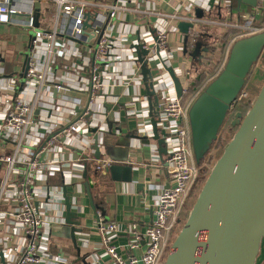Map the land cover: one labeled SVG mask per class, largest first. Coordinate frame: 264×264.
<instances>
[{
  "label": "built area",
  "instance_id": "built-area-1",
  "mask_svg": "<svg viewBox=\"0 0 264 264\" xmlns=\"http://www.w3.org/2000/svg\"><path fill=\"white\" fill-rule=\"evenodd\" d=\"M234 1L216 0L215 2V8L219 10L214 9V12H225L228 19L223 25L234 33L229 36L223 63L186 104L183 102L186 89H183V95L179 98L175 82L168 70L173 68L175 76L179 79L180 76H190V72H176L173 67V57L168 49L169 38L166 26L159 25L148 33L139 34L140 44L145 50L150 51L147 57L149 68L156 74L154 85L159 98L157 127L160 134L164 132L161 138L164 139V147L167 151L162 163L149 166L163 170L166 183L160 186L151 183V187H158L159 193L155 197L154 218L145 229L138 224H129L124 227L121 224L105 222L101 214L97 213L98 228L102 235L101 247L105 249V255L109 256L111 264H165L176 231L182 224L183 212L198 184L201 173V167L196 162L193 150L189 110L207 85L224 68L233 44L239 39L264 32V23H258L257 19V14L264 10V0H259L257 8L238 12L232 9ZM55 2L59 14L63 15V26L60 30L56 27L53 31H44L35 27V0L30 1L27 19L24 21L25 26L34 31V37L27 80L22 91L25 87L36 83L34 100L31 102L14 97L15 88L20 86L15 79L10 81L14 92L0 97L4 107L0 117V146H2L1 142L6 143L13 150L12 153H6L0 149V168H5L2 179L0 178L1 264H69V261L49 252L48 239L45 238L51 223L65 224L63 213L60 216H52L47 207L51 203L64 206L63 188L40 185L39 182L46 181L57 172L65 176L68 174L70 164L63 162L58 156L59 143L62 141L66 146H72L71 140L74 134L86 133V119L92 112V105L105 97L109 83L122 82L121 76L107 72V68L112 65L110 48L113 41L107 33V26L109 21L116 17L119 9L117 6H112V12L103 16L98 14V24L92 26L98 34L93 56V75L91 80L79 87L81 92L88 94V99L68 98L73 108H77L78 112H75L79 117L71 123L55 124L41 138L30 133L34 124V112L43 93L52 92V90L68 93L72 87L65 82L48 77L47 71L64 52L59 38L63 36L74 42L88 41L87 31L84 32L83 28L86 14L90 12L88 5L73 0H55ZM22 13L19 1L0 0V23L10 22ZM193 30L191 36L198 39L200 31ZM39 50H44L46 54V63L43 66L35 61ZM130 50L133 61L137 64L136 51ZM86 67L87 63L83 65L72 63L69 69L81 72ZM142 80L143 76L140 74L134 80V84L136 81L135 85H143ZM246 97L247 93L242 91L238 100ZM139 100L140 97L137 96L133 104ZM85 104L87 107L82 110ZM147 104L143 111L130 109L128 113L140 119L138 135L152 141L154 134L149 118V104ZM102 142L103 139L99 140L103 156L96 161L95 168L98 173L107 174L114 161L105 155ZM155 150L159 153L157 148ZM21 177L23 180L16 183ZM4 203L10 205L8 210H1ZM121 235L127 237V242L123 245H115L114 240Z\"/></svg>",
  "mask_w": 264,
  "mask_h": 264
},
{
  "label": "crops",
  "instance_id": "crops-1",
  "mask_svg": "<svg viewBox=\"0 0 264 264\" xmlns=\"http://www.w3.org/2000/svg\"><path fill=\"white\" fill-rule=\"evenodd\" d=\"M17 1H19L23 13L10 22L0 23V97L14 92L10 81L15 79L20 86L15 88L14 97L32 102L36 83L25 87L22 91L24 87L21 86V80L23 79L22 69L26 61V54L29 53L32 56V33L34 31L27 28L24 21L27 19L29 3L33 0ZM73 1L87 4L89 11H92L91 28L87 29L86 34L88 41L86 43L74 42L63 36L59 38L61 49L64 52L47 71L48 77L55 81L65 82L72 87L68 93L55 90L43 93L34 112V124L30 133L41 138L55 124L59 122L71 123L79 117L75 112L77 108H73L68 98L88 99V94L81 92L79 87L84 82L91 80L93 75V56L98 34L92 29V26L98 24V14L100 16L109 15L112 12V6H117L119 9L116 17L110 20L107 26V33L113 40L110 48L112 65L107 68V72L121 76L122 82L118 81L117 84H113V81L109 83L105 97L92 105L94 115L92 117L87 116L86 133L74 134L71 140L72 146H66L62 141L59 143L58 156L63 162L70 164L68 174L65 176L63 173L57 172L46 181L39 182L40 185L62 187L63 192L64 188L67 189L72 211L78 214L74 221L78 222L80 224L78 227L82 229L81 233L77 234L79 250H76L71 244L69 233L66 232L67 228L63 226L64 224L51 223L45 238L48 239L49 252L63 259L68 258L69 264H111L109 256L105 255V249L101 247L102 235L98 228L97 213L101 214L105 222L121 224L124 227L129 224H138L139 227L145 229L154 218L155 197L159 193L158 187L153 188L151 185L160 186L166 183L163 170L149 166L154 163H162L166 155L161 156L156 152L155 149L158 150L157 142L138 135L137 129L140 119L128 113L130 109L143 111L148 103L143 80V85H135L136 81L134 84V80L141 74V68L139 64H135L133 61L131 46L137 42L139 34L148 33L159 25H165L169 38L168 49L173 57V67L176 72H190V76H180L179 79L182 88L187 91L194 77L203 74L209 78L210 73L215 69L216 61H224L230 38H224V34L229 30L225 28L223 23L228 18L224 11L222 13L210 11V0ZM36 2L41 3L38 27L44 31H53L56 27L60 30L63 26V15L59 14L55 0H35ZM241 8L243 11L251 10L244 5ZM197 9L204 10V16L199 21L196 17ZM232 9L235 12L242 11L239 9L237 0L233 2ZM257 19L259 20L258 23H264V10L257 14ZM180 21L193 22L194 29L200 31L199 37H210L209 39L203 37L205 42L218 48H223L224 45V51L218 49L215 54L216 59L212 62V66H201L184 54V35L178 28ZM192 49L193 46L189 51ZM35 61L40 66L46 63L44 50L38 51ZM72 63L77 65L87 63V67L81 72L71 71L69 66ZM153 74H155L154 71ZM137 96L140 97V100L133 104L134 98ZM83 107L82 110L87 107V104ZM3 109L0 98V117L3 114ZM96 137L99 140L103 139L104 143L109 141L110 145L120 146L117 151L125 158L119 160H125L124 166L130 167L132 170L130 181L123 180L124 171H120L115 179L110 172L96 174V162H93L96 154L95 149H93ZM1 144V150L6 153L13 152L8 144L2 142ZM84 155L88 156L87 176L88 182L91 184V195L97 207L95 211L92 209L90 197L84 185L83 175L86 169L84 170L85 167L83 168V166L87 162ZM4 169V167L0 168L1 179ZM22 180L23 177L18 178L16 183ZM9 207L8 203H4L1 210H8ZM47 207L52 216H60L63 213L65 218L64 206L51 203ZM54 230H56L55 233ZM0 231H2L1 225ZM57 232L60 236L56 234ZM68 242L71 246L66 249L65 245ZM126 242L127 237L121 235L113 243L123 245ZM256 264H264V239Z\"/></svg>",
  "mask_w": 264,
  "mask_h": 264
},
{
  "label": "water",
  "instance_id": "water-1",
  "mask_svg": "<svg viewBox=\"0 0 264 264\" xmlns=\"http://www.w3.org/2000/svg\"><path fill=\"white\" fill-rule=\"evenodd\" d=\"M239 9L244 5L250 9L257 8L259 0H237ZM216 0H210V11H217ZM41 3H35V27L38 28V19ZM92 11L87 12L83 28L84 32L91 28ZM204 10L197 9V19H202ZM180 32L184 35L185 51L193 62L208 51L209 44L205 42L208 36H201L191 51L186 48L189 42L194 23L180 21ZM34 37V33H32ZM210 37H208L209 39ZM135 49L137 64L140 65L141 75L149 104V118L153 128V140L157 142L158 152L166 155L164 132L157 127L159 115V98L155 91L154 77L149 68L147 57L149 50H145L138 37ZM264 55V32L245 37L236 41L230 49L228 59L221 72L207 85L197 97L189 110V119L192 132L193 150L198 165L207 156L215 141L219 138V131L227 115L236 104L242 93L246 81L253 67ZM210 56L209 58H212ZM29 53L22 69L21 86L27 80L29 69ZM175 82L178 97L183 95V88L179 78L175 76L173 68L168 70ZM94 115L90 112V117ZM233 127H239L233 138L224 148L223 154L215 163L199 196L193 205L183 229L174 241L165 264H256L264 239V82L251 109L245 117L242 113L236 115L232 122ZM102 146L105 155L114 164L108 169L112 177L124 171L123 180L130 181L132 170L124 166L125 160H114L107 153L104 140ZM95 149L94 163L102 158L99 139L93 146ZM81 153V152H80ZM86 171L83 178L87 188L92 209L97 207L91 195V184L88 182V156ZM90 166V165H89ZM96 174L98 172L96 171ZM97 176V175H96ZM64 206L66 211L64 226L69 229V239L76 250L77 234L82 229L74 221L78 214L72 211V204L64 188Z\"/></svg>",
  "mask_w": 264,
  "mask_h": 264
},
{
  "label": "trees",
  "instance_id": "trees-1",
  "mask_svg": "<svg viewBox=\"0 0 264 264\" xmlns=\"http://www.w3.org/2000/svg\"><path fill=\"white\" fill-rule=\"evenodd\" d=\"M231 33H234L233 31H229L226 34H224V38H228L230 36ZM200 36V35H199ZM198 39H196L195 37L190 36L189 42L186 45V48L190 49L191 46L195 47L196 46V42ZM209 44V43H208ZM211 46V44H209ZM216 47V53L218 52V49H221L222 51H224L225 47L223 48H218ZM215 53V54H216ZM216 59V58H215ZM223 60H219L218 64H216L215 69L210 73V76L213 75L216 70L219 68L220 64L222 63ZM214 62V61H212ZM212 62L210 63V65L212 64ZM260 62V61H259ZM261 62H263L262 64H264V55L262 56V60ZM209 65V67H210ZM259 64L255 65L253 67V69L251 70L249 77L246 81L245 87L243 89V92H247L249 95L247 98H242L241 100H238L236 102V104L233 106V108L231 109L230 113L227 115V118L223 124V126L221 127L220 131H219V138L217 141L214 142L211 150L209 151V153L207 154V156L204 158V160H202L200 167H202L206 162L210 161L213 156L218 160L221 155L223 154L224 148H225V140H224V133L227 130H238V126L237 127H233L232 126V122L235 120L236 115L238 113H242L243 117L246 116V114L248 113V111L251 109L252 105H253V97L254 96H258L261 87H259L258 85H256L257 82L256 80L253 81V71L255 72V70L257 69V66ZM212 66V65H211ZM208 77L204 76L203 74L198 75L197 77H194L191 80L190 86L187 90V93L183 96V102L186 104L188 101H190V99L193 98V96L196 94V92L202 88V86L205 84V82L207 81ZM263 85V84H262ZM257 98V97H256Z\"/></svg>",
  "mask_w": 264,
  "mask_h": 264
},
{
  "label": "rangeland",
  "instance_id": "rangeland-1",
  "mask_svg": "<svg viewBox=\"0 0 264 264\" xmlns=\"http://www.w3.org/2000/svg\"><path fill=\"white\" fill-rule=\"evenodd\" d=\"M220 13V12H219ZM223 47H224V45H223ZM261 60H262V57L259 59V61H258V63L257 64H259L258 66H257V69L255 70V72L253 71V81H257V82H259V83H256V85H258L259 87H262V84H263V82H264V64H262L263 62H261ZM218 62H219V60L218 61H216V64H218ZM223 63V62H222ZM256 64V65H257ZM216 66V65H215ZM247 93V92H246ZM248 93H247V97H248ZM246 97V98H247ZM256 97L257 96H254L253 97V103H254V101L256 100ZM109 123H110V125L112 126V123L109 121ZM235 132H236V130H234V129H232V130H227L225 133H224V140H225V147L228 145V143L231 141V139L233 138V136H234V134H235ZM122 140V139H121ZM109 142V141H108ZM108 142H106L105 143V146H106V148H107V153H108V155L111 157V158H113L114 160H117V161H120L119 159H124L125 157L124 156H121L119 153H118V151H117V148H120V146H114V145H110V143H108ZM122 143V142H121ZM217 162V159L213 156V158L210 160V161H208V162H206L202 167H201V173H200V177H199V181H198V184H197V186H196V188H195V190H194V192H193V194H192V196H191V198H190V200L188 201V203H187V206H186V208H185V210H184V212H183V215H182V224H181V226L177 229V231H176V234H175V236H174V239H173V243H174V241L177 239V237H178V235H179V233H180V231L183 229V227H184V225H185V223H186V220H187V217H188V215H189V213H190V211H191V209H192V207H193V205L195 204V202H196V200H197V198H198V196H199V193L201 192V190H202V188H203V186H204V184H205V182H206V180H207V178L209 177V175H210V173H211V171H212V169H213V167H214V165H215V163ZM64 226V225H63ZM67 228V227H66ZM57 230V229H56ZM56 230H54V233L56 232ZM67 233H69V229L67 228V231H66ZM53 233V234H54ZM57 235H59V233L57 232L56 233ZM60 236V235H59ZM71 246V244L68 242V243H66V245H65V248L66 249H69V247ZM68 259V258H67ZM67 259H65V260H67ZM67 261H69V260H67Z\"/></svg>",
  "mask_w": 264,
  "mask_h": 264
},
{
  "label": "flooded vegetation",
  "instance_id": "flooded-vegetation-1",
  "mask_svg": "<svg viewBox=\"0 0 264 264\" xmlns=\"http://www.w3.org/2000/svg\"><path fill=\"white\" fill-rule=\"evenodd\" d=\"M207 49H208L207 52L202 53L203 54L202 57H200L199 59H196L197 64H200L201 66H203V65L207 66V65H210V63L212 61H214L215 53H216V47L213 45H211V46L209 45ZM210 56H213V57L209 58Z\"/></svg>",
  "mask_w": 264,
  "mask_h": 264
}]
</instances>
